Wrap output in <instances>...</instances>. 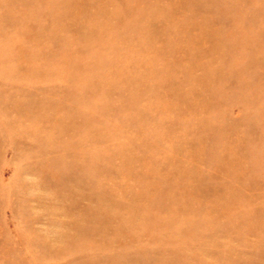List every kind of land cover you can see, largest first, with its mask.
Segmentation results:
<instances>
[{
  "label": "rangeland",
  "instance_id": "374dc122",
  "mask_svg": "<svg viewBox=\"0 0 264 264\" xmlns=\"http://www.w3.org/2000/svg\"><path fill=\"white\" fill-rule=\"evenodd\" d=\"M0 264H264V0H0Z\"/></svg>",
  "mask_w": 264,
  "mask_h": 264
}]
</instances>
